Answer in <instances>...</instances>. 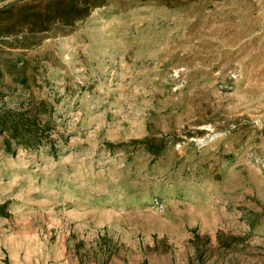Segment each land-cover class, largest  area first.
<instances>
[{"label": "rangeland", "instance_id": "1", "mask_svg": "<svg viewBox=\"0 0 264 264\" xmlns=\"http://www.w3.org/2000/svg\"><path fill=\"white\" fill-rule=\"evenodd\" d=\"M45 1L0 0V109L49 124L0 130V264H264V0Z\"/></svg>", "mask_w": 264, "mask_h": 264}, {"label": "trees", "instance_id": "2", "mask_svg": "<svg viewBox=\"0 0 264 264\" xmlns=\"http://www.w3.org/2000/svg\"><path fill=\"white\" fill-rule=\"evenodd\" d=\"M104 3L105 0H46L43 3L29 4L28 8L31 11L22 14L23 23L28 28H38L39 30L46 29L44 26L46 21L70 25L88 14L94 6ZM26 8L24 7V9ZM19 9L21 10L22 7ZM38 113L23 108L20 110L0 109V130L7 133L10 138L17 139L19 144L38 145L44 141V137L39 133L49 126Z\"/></svg>", "mask_w": 264, "mask_h": 264}]
</instances>
